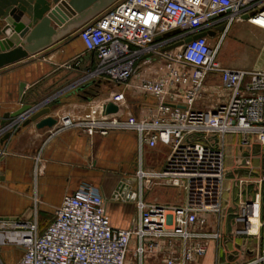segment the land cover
<instances>
[{
  "label": "built area",
  "instance_id": "obj_1",
  "mask_svg": "<svg viewBox=\"0 0 264 264\" xmlns=\"http://www.w3.org/2000/svg\"><path fill=\"white\" fill-rule=\"evenodd\" d=\"M263 13L264 0H116L78 28L77 36L95 64L79 69L63 90L97 80L121 89L91 102L81 116L57 117L50 135L71 128L89 135L135 132L139 152L134 186L122 182L111 197H132L135 217L126 228L114 227L102 193L80 185L62 197L54 217L41 229L34 190L31 218L0 217V246L10 245L20 252L14 264H196L207 253L210 241L218 248L222 234L229 232L256 236L261 246L257 251L245 246L230 253L255 252L239 264H264V68H231L217 60L231 24L246 20L264 30L254 19ZM220 25L221 31L217 30ZM202 31L214 34L171 47ZM79 64L80 58L75 56L69 66L77 69ZM207 74H217L230 93L213 108L197 109L194 103ZM128 88L152 95L153 111L142 116L131 113L126 106ZM107 102L116 104L117 111L104 113ZM227 134L244 136L243 144L252 137L263 156L248 199L243 194L251 182L239 176L241 165L236 169L230 217L223 213ZM157 143L169 147L162 167L143 168V145L153 148ZM3 153L0 149V156ZM37 169L35 166V176ZM156 181L180 188L182 201H146L144 193ZM251 216L258 220L255 233L249 229ZM214 264H218L216 256Z\"/></svg>",
  "mask_w": 264,
  "mask_h": 264
},
{
  "label": "crops",
  "instance_id": "obj_2",
  "mask_svg": "<svg viewBox=\"0 0 264 264\" xmlns=\"http://www.w3.org/2000/svg\"><path fill=\"white\" fill-rule=\"evenodd\" d=\"M77 31L78 29L64 35L53 45L34 55L0 68V117L5 112L17 110L23 102L39 104L47 96L46 93L41 95L43 89L52 87L50 90L52 92L60 87L59 84L65 74L75 75L79 69L95 64L94 56L84 50ZM75 56H79L80 64L77 69H71L69 63ZM101 81L104 80L88 82L77 88V91L51 97L47 102L51 107L50 115L57 119L63 115L84 114L93 102L87 100L94 97L89 91L91 88L101 90ZM21 82L24 83L23 97L19 92ZM110 91H106L104 95L107 96ZM136 93L138 92L128 88L125 96ZM229 93V89L222 85L217 74H207L203 79L201 95L196 99L194 107L213 108L225 101ZM151 98L152 103L136 101L130 106L126 102V106L136 116L147 115L155 106V99L153 96ZM14 120L16 119L7 120L13 122L5 129L11 131V135L0 144V149L4 151L0 156V217L31 218L34 211L32 203L34 190L38 197L36 204L38 215L41 212L53 211L59 206L65 194L73 192L80 185H90L105 197L106 211L114 227L126 228L133 222L135 217L133 200L111 197L120 182L132 180L134 186V171L139 152L135 132L123 130L109 131L104 135L97 132L89 135L78 128H71L50 135L51 127L36 128V121L21 126V120ZM238 135L225 136L224 164L228 173L230 170L227 167L229 166L226 154L227 140L229 142L236 140ZM168 150L169 147L162 143H157L153 148L143 145L141 149L143 168L159 170ZM253 155L251 149L242 152L237 162L238 166L249 167ZM243 159L248 163H242ZM35 166L38 168L36 176ZM243 170L246 169L240 171ZM252 172L256 176V172L254 170ZM144 197L148 202L179 204L182 201V192L178 187L160 184L156 189L150 186ZM116 209L122 211L123 218L118 219L114 215ZM38 223L41 229L48 224H41L39 219ZM234 244L241 245L239 242L228 241L216 248L215 243L210 241L207 253L198 259L196 264H214L215 256L218 264H239L255 255V252L249 251L245 255L232 256L230 253L236 254L237 249Z\"/></svg>",
  "mask_w": 264,
  "mask_h": 264
},
{
  "label": "water",
  "instance_id": "obj_3",
  "mask_svg": "<svg viewBox=\"0 0 264 264\" xmlns=\"http://www.w3.org/2000/svg\"><path fill=\"white\" fill-rule=\"evenodd\" d=\"M116 0H0V68L34 55L39 51L53 45L64 35L78 29L83 24L100 14ZM243 18H246L244 15ZM223 30V25L217 27ZM213 35V31H202L187 37L184 41L173 44L171 47L181 45L190 39ZM24 83L19 84L21 97ZM89 93L97 94L94 88ZM46 98V97H45ZM44 98V99H45ZM43 99V98H42ZM46 100V99H45ZM32 105L23 102L22 106L13 112H5L0 117V130L12 125L8 119L21 120V126L35 122L36 128H49L56 123V118L50 115L51 107L47 102ZM117 106L108 102L104 106V113H114ZM19 117V118H18ZM14 120V121H16ZM18 126L17 129H19ZM11 135L6 130L0 136L2 144ZM246 156V153L243 154ZM245 159L242 160V163ZM134 179V178H133ZM132 180L124 181L131 183ZM120 182L116 189L121 188ZM132 200V197L130 198Z\"/></svg>",
  "mask_w": 264,
  "mask_h": 264
},
{
  "label": "rangeland",
  "instance_id": "obj_4",
  "mask_svg": "<svg viewBox=\"0 0 264 264\" xmlns=\"http://www.w3.org/2000/svg\"><path fill=\"white\" fill-rule=\"evenodd\" d=\"M263 37H264V30L256 25H253L249 23L248 21H235L231 24L229 29L227 30L223 42L221 44V47L217 54V60L220 61L222 65H225L227 67L231 68H242V69H255V68H264V44H263ZM213 41L211 40V43ZM78 75V74H77ZM76 77V74H65L60 82V87L56 88V90H52V87L45 88L41 92V95H44L46 98L53 93L54 91H60L63 90L66 85L69 84L71 80H73ZM221 82V81H220ZM102 85L101 90L98 91L97 95L94 97H89L88 101L97 102L98 100L102 99L106 95V91L110 90H119L121 89V86L112 85L109 83H106L105 81L100 82ZM73 90L77 91V88H73L70 90L67 88L66 90H63L60 96L63 94H67V92H71ZM102 91H105L102 93ZM48 92L50 94L48 95ZM152 96L145 93H136V94H126V102L132 106L135 104L136 101H140L142 103H152L153 100L151 98ZM94 99V100H93ZM92 102V103H93ZM75 115L74 117L79 116ZM81 116V115H80ZM244 136L238 135L236 136V140H233L229 142L227 140V146H226V154H227V162H228V169L230 170L229 173L226 176L225 179V187L226 190L224 191V204H223V213L228 214V217H230V212L232 211V183L233 179L235 178L237 172L235 171V168L238 166V159L241 156L242 152H248L250 149L252 151V154H254L250 161L249 167H243L246 170L240 171L239 176L246 180L247 182H251L245 185V192L244 197L247 199L252 196V193L256 186V181L258 179V176L253 175L249 170H254L256 174L260 172L262 162H263V156H262V148L261 146L256 143V141L251 137L249 139L248 144H243ZM153 189L159 188L160 183L159 182H153L151 185ZM33 201V200H32ZM34 204V202H32ZM34 209V208H33ZM114 215L121 219L124 217L122 211L120 209L114 210ZM54 217V210L51 212H41L38 214V219L41 221V224H47L49 223L52 218ZM232 226L229 224L228 230H232ZM228 241H235L239 242V245L234 244L235 248L242 249L244 246H249L250 248H253L254 251H257L258 248L260 249L261 246L259 243V240L256 236H241V235H235L234 233H223L221 236L220 243L224 244ZM20 252L16 250L14 247L10 245H2L0 246V261L2 264H14L19 257Z\"/></svg>",
  "mask_w": 264,
  "mask_h": 264
},
{
  "label": "bare ground",
  "instance_id": "obj_5",
  "mask_svg": "<svg viewBox=\"0 0 264 264\" xmlns=\"http://www.w3.org/2000/svg\"><path fill=\"white\" fill-rule=\"evenodd\" d=\"M254 19H255L256 22H258L259 24L264 26V13H263V15H261L259 17H256ZM47 100L48 99L44 100V102H46ZM56 121H57V119H56ZM249 220H250V227H249L250 232L251 233H255L257 231L258 220H257V218H255L253 216H251Z\"/></svg>",
  "mask_w": 264,
  "mask_h": 264
},
{
  "label": "flooded vegetation",
  "instance_id": "obj_6",
  "mask_svg": "<svg viewBox=\"0 0 264 264\" xmlns=\"http://www.w3.org/2000/svg\"><path fill=\"white\" fill-rule=\"evenodd\" d=\"M96 91H98V89H95Z\"/></svg>",
  "mask_w": 264,
  "mask_h": 264
}]
</instances>
